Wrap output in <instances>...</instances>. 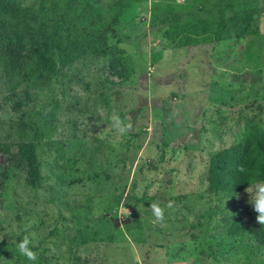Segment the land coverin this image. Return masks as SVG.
<instances>
[{
  "label": "rangeland",
  "instance_id": "obj_1",
  "mask_svg": "<svg viewBox=\"0 0 264 264\" xmlns=\"http://www.w3.org/2000/svg\"><path fill=\"white\" fill-rule=\"evenodd\" d=\"M102 1L127 81L105 80V59L86 56L21 106L0 93V141L38 143L44 185L28 187L0 153V264H33L17 251L26 235L35 264H264L250 235L264 225L245 190L206 183L210 156L239 142L247 120L264 132V0L255 36L213 43L182 27L194 16L213 26L215 0ZM113 113L131 122L125 137L111 129ZM232 224L238 233L225 234Z\"/></svg>",
  "mask_w": 264,
  "mask_h": 264
},
{
  "label": "trees",
  "instance_id": "obj_2",
  "mask_svg": "<svg viewBox=\"0 0 264 264\" xmlns=\"http://www.w3.org/2000/svg\"><path fill=\"white\" fill-rule=\"evenodd\" d=\"M212 9L213 26L194 16L182 29L194 37L207 31L210 43L257 34L255 16L260 12L261 0H215ZM109 12L102 0H0V93L6 99L3 104L21 106L22 100H27L60 70L86 56L105 59L100 69L105 80L113 78L118 84L127 81L125 60L116 45L109 43V39L120 38ZM41 148L34 142L11 146L0 141V153L8 154L23 171L24 182L31 189L44 188ZM162 159L160 152L158 160ZM255 180H264V132L257 122L247 120L239 142L210 156L207 190L240 193ZM238 229L239 225L232 224L224 232L234 235ZM250 235L257 246L264 247L263 229L253 227Z\"/></svg>",
  "mask_w": 264,
  "mask_h": 264
},
{
  "label": "clouds",
  "instance_id": "obj_3",
  "mask_svg": "<svg viewBox=\"0 0 264 264\" xmlns=\"http://www.w3.org/2000/svg\"><path fill=\"white\" fill-rule=\"evenodd\" d=\"M111 129L115 132L117 137H125L131 130V122H126L121 119L120 115L113 113L110 116ZM243 171V169H239ZM245 193L248 196V203L251 205L253 211L256 213V222L260 225H264V180L253 181L246 189ZM173 202L169 201L166 207L171 208ZM152 215L154 217L153 223H163L164 220V208L160 206L159 202L152 203L150 205ZM33 241L29 236H24L21 242L17 245V251L20 255L27 258V260L33 262L37 261L38 254L32 250Z\"/></svg>",
  "mask_w": 264,
  "mask_h": 264
},
{
  "label": "water",
  "instance_id": "obj_4",
  "mask_svg": "<svg viewBox=\"0 0 264 264\" xmlns=\"http://www.w3.org/2000/svg\"><path fill=\"white\" fill-rule=\"evenodd\" d=\"M135 218H137V214L131 215V216L126 217V218L121 219V220L114 218V219H112V221H113L114 226L125 225V224H128L132 219H135Z\"/></svg>",
  "mask_w": 264,
  "mask_h": 264
}]
</instances>
